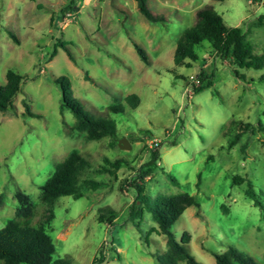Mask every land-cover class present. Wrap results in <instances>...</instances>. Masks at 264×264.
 <instances>
[{"label": "rangeland", "instance_id": "rangeland-1", "mask_svg": "<svg viewBox=\"0 0 264 264\" xmlns=\"http://www.w3.org/2000/svg\"><path fill=\"white\" fill-rule=\"evenodd\" d=\"M146 3L163 23L145 20L134 0H0V85L7 70L28 77L13 109L0 113V228L14 218L17 191L38 206L41 219L40 187L76 151L90 165L80 176L81 185L92 180L101 186L83 187L80 199L64 196L55 202L53 220L46 225L54 258L93 264L101 251L103 264H157L152 255L166 249L157 224L147 212L138 227L129 218L135 198L129 184L147 173L144 185L151 199L188 193L198 202V207L185 210L171 232L178 242L188 234L186 249L199 264H214L213 254L228 247L264 264V214L245 196L250 182L264 206V81L258 80L264 68L239 69L211 53L208 43L196 49L198 60L189 67L173 63L177 39L204 7L219 14L226 26L239 27L254 53L264 55V0ZM68 5L75 11L62 14ZM132 42L145 51L147 64ZM60 43L74 62L61 48L50 58ZM235 70L244 78L237 79ZM60 77L69 79L85 111L116 124L117 140L124 139L128 150L120 149L118 141L112 145L109 138L87 141L82 133H68L74 119L61 108V92L54 83ZM193 86L204 89L196 94ZM132 94L140 100L134 109L125 103ZM24 103L35 117L22 116ZM114 105L124 112L112 113L109 107ZM246 124L251 128H244L231 146L238 127ZM152 150L159 159L150 166ZM120 159L126 166L116 178L97 173L100 167L109 168L105 160ZM235 176L244 182L233 185ZM104 208L117 212L113 226L97 221Z\"/></svg>", "mask_w": 264, "mask_h": 264}, {"label": "trees", "instance_id": "trees-1", "mask_svg": "<svg viewBox=\"0 0 264 264\" xmlns=\"http://www.w3.org/2000/svg\"><path fill=\"white\" fill-rule=\"evenodd\" d=\"M223 2L225 0H216ZM140 15L150 23H163L162 16L154 15L147 7L146 0H134ZM73 6H66L61 13L74 12ZM53 18H51V21ZM259 22L261 18H259ZM8 36L18 43L16 37L10 31ZM208 43L211 53L223 60H228L231 65L239 69L259 70L264 68V55L254 53L252 43L247 39L246 34L239 27H228L223 22L222 17L212 8L204 7L196 12L195 23L193 26L184 30L176 41L173 63L175 66L189 67L190 62L198 60L197 48H204ZM132 46L144 63H148L147 55L136 43ZM57 48H61L67 58L74 62V57L66 47V44H57L50 56L52 59ZM50 59V60H51ZM201 78L204 77L201 71ZM237 79L244 77L234 71ZM27 75H21L13 70L5 73V83L0 85V113L8 112L13 109V102L21 92V87L27 81ZM85 80L90 81L85 74ZM259 81H264L262 75ZM202 81V79H201ZM200 81V82H201ZM61 92V108L70 112L74 123L69 129L70 132H78L84 135L87 141H99L109 138L112 145L117 143L116 124L113 121L102 118H95L85 111L82 103L74 97L70 81L66 77L54 80ZM208 86L210 84L208 83ZM194 93H200L202 86H193ZM139 98L132 94L125 98V103L132 109L139 105ZM25 112L22 116L35 117L30 112L29 105L24 103ZM112 113H123L124 108L119 105L110 106ZM244 128H251V125H240L238 132L234 136L230 145L237 143L239 135ZM262 130V128H261ZM245 144L240 148V153L244 157ZM159 159L157 150L150 151L149 165H155ZM109 168L100 167L97 173H107L114 178L117 172L126 166L124 160L110 162L105 160ZM90 167L89 162L78 152L73 151L69 156L58 163L52 175L40 187V205L44 207L41 219H37V205H34L30 198L23 192L17 191L14 195L16 201V211L14 218L9 220L4 227L0 228V264H68L63 259L54 258L55 249L53 241L46 232V225L53 220V206L58 198L69 196L77 200L82 198V188L96 190L101 183L85 180L83 185L80 183L81 174ZM111 168V169H110ZM147 173L138 176V179L131 181L129 186L135 192V198L129 208V218L134 226L138 227L144 212L151 215L152 220L157 224V233L165 238L166 249L160 254L152 255L157 264H199L187 251L186 247L190 241L187 233H183L178 242L175 235L171 232V227L183 215L189 207H198L195 198L188 193L175 195H158L151 199L146 193L144 180ZM170 183L174 186L178 182L173 176L168 175ZM244 180L235 176L232 184L239 186ZM245 196L252 202L253 207L261 210L264 214V206L259 203L252 188V184L247 182ZM117 217V212L111 208L100 210L97 217L99 223H106L113 226V221ZM214 264H260L251 257L245 256L234 247H228L222 254H213ZM104 256L99 251L98 256L93 259V264H103Z\"/></svg>", "mask_w": 264, "mask_h": 264}, {"label": "water", "instance_id": "water-1", "mask_svg": "<svg viewBox=\"0 0 264 264\" xmlns=\"http://www.w3.org/2000/svg\"><path fill=\"white\" fill-rule=\"evenodd\" d=\"M117 145H118V147L120 149H123V150H128L130 148L129 145H128V143L124 139L119 140L118 143H117Z\"/></svg>", "mask_w": 264, "mask_h": 264}, {"label": "built area", "instance_id": "built-area-1", "mask_svg": "<svg viewBox=\"0 0 264 264\" xmlns=\"http://www.w3.org/2000/svg\"><path fill=\"white\" fill-rule=\"evenodd\" d=\"M154 146H156V144Z\"/></svg>", "mask_w": 264, "mask_h": 264}]
</instances>
